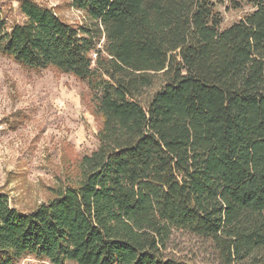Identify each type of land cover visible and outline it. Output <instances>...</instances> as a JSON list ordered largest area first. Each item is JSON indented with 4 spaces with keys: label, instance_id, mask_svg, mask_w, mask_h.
Masks as SVG:
<instances>
[{
    "label": "trees",
    "instance_id": "obj_1",
    "mask_svg": "<svg viewBox=\"0 0 264 264\" xmlns=\"http://www.w3.org/2000/svg\"><path fill=\"white\" fill-rule=\"evenodd\" d=\"M69 2L76 27L0 10V55L86 84L101 119L74 185L28 213L0 193V264H264V0L223 30L218 0Z\"/></svg>",
    "mask_w": 264,
    "mask_h": 264
},
{
    "label": "rangeland",
    "instance_id": "obj_2",
    "mask_svg": "<svg viewBox=\"0 0 264 264\" xmlns=\"http://www.w3.org/2000/svg\"><path fill=\"white\" fill-rule=\"evenodd\" d=\"M21 0H0L7 27L25 21ZM78 26L83 15L69 0H30ZM220 29L253 9L249 0H218ZM239 8L237 9L236 7ZM101 119L86 84L54 69H24L0 55V193L10 207L34 211L78 180V161L97 147ZM15 264H49L31 257ZM73 264V263H68Z\"/></svg>",
    "mask_w": 264,
    "mask_h": 264
},
{
    "label": "built area",
    "instance_id": "obj_3",
    "mask_svg": "<svg viewBox=\"0 0 264 264\" xmlns=\"http://www.w3.org/2000/svg\"><path fill=\"white\" fill-rule=\"evenodd\" d=\"M92 59H95V55L94 54L92 55Z\"/></svg>",
    "mask_w": 264,
    "mask_h": 264
}]
</instances>
